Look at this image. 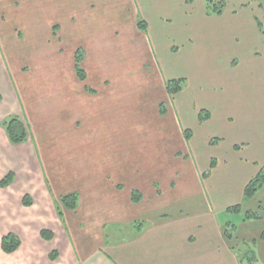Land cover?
<instances>
[{
    "label": "rangeland",
    "instance_id": "rangeland-1",
    "mask_svg": "<svg viewBox=\"0 0 264 264\" xmlns=\"http://www.w3.org/2000/svg\"><path fill=\"white\" fill-rule=\"evenodd\" d=\"M194 1L197 10H200L198 0ZM224 1L222 10L228 18L209 24L207 33L202 32V36L205 34L202 42L208 40L207 43L212 44L211 49L224 45V53L240 50L228 46V32L239 25L245 26L240 32L253 29L250 13H256L255 31L249 33L251 43L244 45L242 51L247 53V49L251 52L256 48L261 53L256 54L258 52L255 51L253 55L260 60L259 71L264 76V0H253L250 8L244 6L249 0ZM217 2L213 0L211 5L214 7ZM125 8L130 13L131 5ZM234 10L243 15L228 16L236 12ZM2 15L5 17L1 20L4 37L2 52L13 79L11 86L18 98L19 118L27 126L29 140L32 141L29 144L41 154L47 175L45 180L52 186L54 197L74 190L81 193L78 209L68 211L63 208L61 219L64 229L71 230L79 256L83 245L87 250L97 245L95 236L99 234L98 228L101 229V223L98 228H88L84 216L80 214L81 201L84 202L88 196L94 197L87 194V190L91 189L89 187L98 181L99 175L94 174H141L137 178L141 184L146 179L149 182L151 177L163 181L166 174H177L176 178L170 179L177 182L173 193L184 197L185 205L193 199L192 210L200 208V211L216 214L223 224L224 235L233 237L231 245L238 246L241 252L253 251L256 261L264 264V181L255 196L240 199L234 193L228 196L215 194L208 180L209 171L205 173L210 167V154L214 155L218 148L216 145L212 147V141L209 142L213 136L209 125L200 122L207 119V112L201 104L205 100L195 99L193 78L197 73L198 55L193 42L181 48L176 43L171 46L172 41H168L176 36L168 39L166 34H170L159 26L160 18H151L152 31L145 32L148 35L145 34L146 44L140 50L144 54L141 58L138 50L131 49L123 27L119 35H106L107 39L115 40L121 50L100 52L104 55V59L100 57V62L97 51L89 52L82 65H86L90 77L81 81L74 68L80 34L65 33L61 35L62 39L52 36L50 45V38L44 41L42 37L43 44H34L33 35H19L23 27L18 24L21 20L16 7L2 8L0 5V18ZM138 21L145 27L144 19L138 17ZM163 31L165 36L161 33ZM170 32L173 33L172 30ZM133 47L137 49L136 45ZM195 53L197 57L194 58ZM256 66L255 63L254 68ZM178 78H186V82L180 80L182 89L170 93V81ZM85 85L94 88L95 94H87ZM4 97L9 98V95ZM10 108L6 103L0 110ZM225 141H229L228 136ZM50 152L49 159L45 155L50 157ZM33 157L36 169L41 171L36 157ZM10 168L17 174L12 185L0 188V238L10 231L19 236L27 233L39 235L38 231L48 226L54 232L59 225L54 203L49 200L40 204L38 196L40 189H46L34 188V173L32 171L31 174L25 163L19 166L9 163ZM124 181L128 185L129 179ZM26 193L34 198L29 208L21 204V198ZM219 201L229 204L228 208L239 204L241 209L221 211L216 208ZM40 206L41 211L35 218L34 210ZM171 207L167 212L176 209L180 213L186 208L173 200ZM248 212L254 214L247 219ZM106 225L104 234L108 233V239L105 240V247L113 245V235L109 238L111 232L119 233L116 238L129 239L135 230L134 226L127 224L108 222ZM6 258L10 260L8 263ZM51 260L55 264L58 261L63 264L64 258L61 260V255H56ZM20 261L19 255H2L0 264H19Z\"/></svg>",
    "mask_w": 264,
    "mask_h": 264
},
{
    "label": "crops",
    "instance_id": "crops-1",
    "mask_svg": "<svg viewBox=\"0 0 264 264\" xmlns=\"http://www.w3.org/2000/svg\"><path fill=\"white\" fill-rule=\"evenodd\" d=\"M0 3L2 8L16 7L18 18L21 20L18 24L23 27L19 35H33L34 44H43L42 37L44 41L50 38V45L52 36L55 39L60 36L62 39L61 35L65 33L80 34L77 50L84 49L83 62L88 59L89 52L97 51V60L100 62V57L104 59L100 52L121 50L116 46L117 42L107 39L106 35H119L123 27L124 34L131 42V49L138 50V55L142 58L144 54L140 53V50L142 51L146 44L145 32L152 31L151 18H160L159 26L170 34H166V37L170 39V36H176L168 41H172L171 46L177 44L178 48H181L193 42L198 55L197 73H194L193 78L195 99L205 100V103L201 104H204L207 112L205 121L198 120L209 125L213 132L209 142L212 141L211 146L216 145L218 148L216 155L210 154V167L205 171H209L211 190L218 196L234 193L239 195L240 199L244 198L248 183L264 170V76L259 71L260 60L253 55L257 49L254 48L251 52L247 49V53L242 51L244 45L251 43L249 33L251 30L255 31L256 13H250L253 29L240 32L245 26L239 25L228 32V46L240 50L224 53V45L211 49L212 44H208V40L202 42L205 37L202 32L207 33L209 24L228 18L224 14L225 11L220 14L209 12L207 0H198L200 10H197L194 0H0ZM128 4L131 5L130 13H127L125 8ZM252 4H248L247 8L252 7ZM234 11L236 12L229 13L228 16L243 15L237 10ZM138 17L144 19L145 27L139 25ZM2 19H5L3 15L0 18V108L6 103L11 108L0 110V180L10 171L17 174L14 169H9V163L17 166L25 163L31 174L34 173V188L46 189L39 190L40 204H46L49 200L54 203L59 225L54 232L48 229L50 226L42 228L38 231L39 235L27 233L19 236L10 231L21 239L20 247L10 254L1 249L2 237L10 232L3 234L0 238V261L2 255L5 257L14 254L20 256L19 264H55L51 259L56 255H61V260L64 258L63 264H241L239 255L224 235L223 224L218 216L212 212L200 211V208L192 210L193 199H189L188 205H185L184 197H177V194L173 193L177 182L176 179H170L176 178L177 174H166L163 181L151 177L149 182L146 179L143 184L137 181L141 174H94L99 175L98 181L87 190V194L94 197L88 196L84 202L81 201L80 214L84 216L88 228H98L101 223V229L98 228L99 234L95 236L97 245L87 250L82 244L81 255L76 253L71 230L64 229L61 221L63 214L60 217L56 208V202L63 193L54 197L52 186L45 180L47 175L41 154L29 144H32L29 139L20 144L11 143L2 124L10 116L20 114L18 98L11 86V72L2 52ZM176 20L180 21L177 23ZM161 33L165 36L164 31ZM135 45L137 49L133 47ZM257 52L256 54H261ZM196 53L194 58L197 57ZM255 63L257 66L254 68ZM85 66L82 65L83 68ZM84 70L86 73L89 71L86 68ZM22 71L24 74L25 71ZM89 77L87 74V78ZM91 89L94 91L85 90L87 94L94 95L96 91ZM6 94L9 98L4 97ZM227 132L230 134L227 135ZM227 136L228 142L225 141ZM33 156L41 166V171L36 169ZM45 157L50 159L51 152L50 157ZM52 161L53 155L50 170ZM5 168L7 169L3 170ZM124 179H129L128 185ZM14 181L15 179L12 183ZM85 187L83 183V188ZM69 193L78 194L77 208H66L68 211H75L79 207L81 193L79 190ZM27 195L31 198L29 205L24 204ZM172 200L186 208L180 210V213L176 209L167 212L168 208H172ZM32 201L34 202V198L31 194L26 193L21 198L23 207H31ZM224 204L219 201L216 208L226 210L229 204ZM185 210L187 211L184 212ZM40 211L41 206L34 210L35 218ZM108 222L134 226V233L129 239H122L116 238L119 233L111 232L109 238L113 235V245L105 247L108 233L104 234V229ZM45 229L53 233L50 240L43 238L41 234ZM76 240L79 241V238ZM9 261L6 258V263ZM58 263L61 264L59 261L56 264Z\"/></svg>",
    "mask_w": 264,
    "mask_h": 264
},
{
    "label": "trees",
    "instance_id": "trees-1",
    "mask_svg": "<svg viewBox=\"0 0 264 264\" xmlns=\"http://www.w3.org/2000/svg\"><path fill=\"white\" fill-rule=\"evenodd\" d=\"M213 0H207V9L211 13H217L220 14L223 10L225 1L224 0H218L217 5L214 7L211 5ZM251 3H254L253 0H249V3L244 4V6H247L248 4L251 5ZM140 25V23H139ZM259 25H262L259 22ZM141 27H144L143 24L140 25ZM84 54L85 51L82 48H79L76 52V57H75V70L77 72V75L79 76L81 81H85L87 78V73L82 67V63L84 60ZM180 80H185L183 79H172L170 81V86H169V91L170 93L172 92H179L182 87L179 85ZM86 90H91L94 91L93 89L89 88L87 85L84 87ZM172 91V92H171ZM1 101V98H0ZM2 124L5 126L9 140L11 143L14 144H20L29 139V133H28V128L25 125L24 121H22L19 116H11L9 119H5ZM15 178V174L13 171H10L2 180H0V187H6L9 184L12 183V181ZM264 181V170L261 171L259 175H257L255 178H253L247 185L246 190H245V197L246 198H252L253 196L256 195L258 188L262 185V182ZM77 202H78V194L77 193H68V194H63L60 196L59 200L57 201V208H58V213L60 216H62V208H67L69 210H74L77 208ZM24 204L29 205L31 204V198L30 196H25L24 198ZM241 209V205H235L230 207L228 210H236L239 211ZM254 214V213H251ZM251 214L248 212L247 213V219L251 217ZM42 236L45 239H51L53 237V233L50 232L49 230H42L41 231ZM227 239L230 244H232V236H227ZM21 245V239L20 237L13 233H7L5 234L2 239H1V249L5 253H13L15 252ZM237 254L239 255L240 262L241 264H259L256 261L255 255L253 251H246V252H241L240 249L235 246H233ZM54 257V256H53Z\"/></svg>",
    "mask_w": 264,
    "mask_h": 264
}]
</instances>
